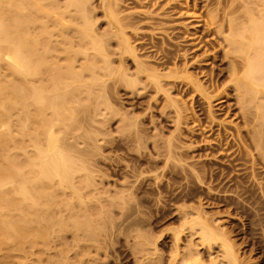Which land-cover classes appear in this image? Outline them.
<instances>
[{"label": "rangeland", "instance_id": "1", "mask_svg": "<svg viewBox=\"0 0 264 264\" xmlns=\"http://www.w3.org/2000/svg\"><path fill=\"white\" fill-rule=\"evenodd\" d=\"M52 1L43 0L47 6ZM101 1L91 0L88 14L104 32L109 27ZM66 2L52 3L57 8ZM116 9L136 22L137 28L126 32L137 60L125 55L123 62L135 84L114 85L109 79L106 96L83 95L75 106L79 122L67 127L77 164L92 175L84 203L69 193L68 198L90 229L60 228L61 215L67 218L70 211L58 206L49 241H25L23 249L13 240L2 242L0 264H212L211 259L222 264L218 241L207 247L194 233V206L209 220L216 218L213 224L223 228L238 264H264V140L253 144L255 134L264 135V87L256 86L261 90L247 100L239 89L248 71L246 58L255 52L251 28L264 25V0H117ZM73 28L78 25L70 24ZM112 42L108 49L115 51ZM62 47L54 52L58 62L73 59L79 69L84 60L79 47ZM117 57L112 55L113 67L120 65ZM138 61L160 75V88L147 74L137 75ZM262 76L264 70L255 74ZM169 147L181 161L167 160ZM230 153L244 156L233 162L239 164L235 169ZM0 154H5L1 148ZM207 160L217 161L210 168L220 177L221 169L229 171L220 182L225 184L220 199L207 197L206 185L194 186L192 166ZM241 176L246 191L236 189Z\"/></svg>", "mask_w": 264, "mask_h": 264}, {"label": "bare ground", "instance_id": "2", "mask_svg": "<svg viewBox=\"0 0 264 264\" xmlns=\"http://www.w3.org/2000/svg\"><path fill=\"white\" fill-rule=\"evenodd\" d=\"M52 2L47 6L43 0H36V4L26 0H0V69L4 68V72L0 71V148L5 151V154H0V245L13 240L16 248L25 241L31 244L40 239L48 240L49 232L56 225L54 213L59 207L70 211L67 218L61 215L58 224L60 228L73 226L90 229L87 217L80 211L73 212L72 202L68 198L69 193L77 197L80 203H84V191L90 192L92 175L85 164H77L75 151L70 149L72 141H68V135L72 134L67 127L77 126L76 122L79 120L75 118V106L83 95L89 98L92 94L99 96V93L104 92V96L109 79L114 85L121 81L135 84L134 79H127L130 75L123 65L127 59L125 55L137 60L135 47L126 32L128 27L133 30L137 28L132 14L119 15L117 0H102L100 5L109 28L99 32L93 17L88 14L91 0H67L64 6L59 5L57 8ZM70 24H77L78 28L71 30ZM251 31L255 52L254 56L248 55L246 58L248 71L244 74L243 85L239 87L245 100L248 96L256 97L261 85V88L264 87V76L255 77L257 72L264 70V25L253 26ZM53 38L59 42L58 46L63 44L64 51H72L76 45L79 47V53L84 58L79 69L72 65L76 60H70L73 63L66 61V64L60 60L58 62V57L54 55L58 46L53 43ZM111 40L118 47L115 51L108 49ZM237 46L240 50L244 49L241 42ZM75 53L78 52L74 51ZM116 53L120 65L113 67L115 59L113 60L112 55ZM136 69L137 75L147 74L155 82L157 89L160 88L159 74H151L149 68L140 61ZM234 69L237 68L234 66L232 70L235 71ZM164 76L170 77L167 74ZM258 85L260 87L257 88ZM179 120L178 113L177 122ZM260 135L262 134L259 132L258 137L254 135L256 142H252L253 144L264 140V135ZM249 137H252L251 141L254 140L253 136ZM218 142L222 144L221 138ZM12 149L17 151L11 153ZM177 155L180 156L171 147L168 148L167 160L170 157L177 158ZM227 156L232 155L230 153ZM242 156L234 155L231 163L243 159ZM214 162L217 161L207 160L199 166H192L196 179L194 186L195 183L203 188L206 185V196L220 199L223 195L219 193L225 187L220 182H224L223 179L229 172L227 169L239 164L226 166L227 171L221 169L223 176L220 177L218 172L215 173L210 168ZM172 171L174 173V169ZM255 174L253 172V178ZM234 178L230 176L228 180ZM214 180H218L216 185H212ZM245 182L246 179L242 177V182L236 183V189L248 190V186L243 185ZM261 188L264 190L263 186ZM53 205L56 207L52 208ZM201 208L194 206V219H190L194 221V233L199 234L201 243H207V247L218 241L222 248V264H238L232 244L224 237L223 228L215 226L219 225L216 222L213 224L216 218L209 220L210 217L204 216ZM177 236L179 233L175 235L176 238ZM211 262L215 264V260L211 259Z\"/></svg>", "mask_w": 264, "mask_h": 264}]
</instances>
